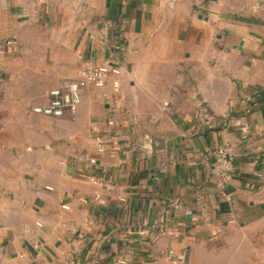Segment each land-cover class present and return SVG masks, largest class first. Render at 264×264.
<instances>
[{
	"label": "crops",
	"instance_id": "obj_1",
	"mask_svg": "<svg viewBox=\"0 0 264 264\" xmlns=\"http://www.w3.org/2000/svg\"><path fill=\"white\" fill-rule=\"evenodd\" d=\"M219 1L0 0V264H264V0H246L260 19L223 31L228 53L245 51L230 65L241 90L209 117L200 53L212 15L240 12ZM119 56L118 92L111 75L74 114L32 111ZM221 142L237 150L232 202L212 173Z\"/></svg>",
	"mask_w": 264,
	"mask_h": 264
},
{
	"label": "built area",
	"instance_id": "obj_2",
	"mask_svg": "<svg viewBox=\"0 0 264 264\" xmlns=\"http://www.w3.org/2000/svg\"><path fill=\"white\" fill-rule=\"evenodd\" d=\"M4 46H13L17 44L16 37H11L4 41ZM122 68V59L115 57L106 65L83 66L77 79H67L63 84L54 86L47 93V102L35 104L32 107L34 113L47 117H62L66 113H76L82 101V90L89 84L96 87H104L109 81L111 75H115L113 79V87L116 92L120 90V74ZM96 147L98 151L107 150V143L103 135L97 134ZM237 150L231 142H221L215 147L212 173L216 178L218 188L224 194L228 202L233 201V195L230 189L234 180V172L236 169ZM95 182H101L96 177L92 178ZM108 189H112V184L102 182ZM168 255L177 260H184L183 253H177L175 249H169ZM118 264H130L129 260L121 259Z\"/></svg>",
	"mask_w": 264,
	"mask_h": 264
},
{
	"label": "rangeland",
	"instance_id": "obj_3",
	"mask_svg": "<svg viewBox=\"0 0 264 264\" xmlns=\"http://www.w3.org/2000/svg\"><path fill=\"white\" fill-rule=\"evenodd\" d=\"M249 1L246 0H231V4L235 5L234 10L240 11L239 14H232L231 12H226L229 10H223L222 14H219L218 12L216 13V15H212L211 18V23L213 24L212 30L209 32V36H207V44H206V50L203 53H200L201 56L205 59L206 61V79H205V98L207 99L206 102L204 104L201 105V110L199 113H203L204 115H208L209 117H213L214 115V111L212 110V104L214 105V107H217L218 109H224L230 106L231 101L234 99V96H227L225 95L226 92H230L229 94H231L233 86L237 89H240V85L238 83H240L238 81L239 77L237 75H235V71L233 70V68L231 69L230 65H237L240 61V59L244 58L245 55V51L242 50L238 53L236 52H230L228 53V51L226 50V47H228L229 43H231L233 40L230 37H224V33L223 31L226 29H231L232 24L238 22L239 24H249L247 23L248 21L246 20V18H249L250 15L252 14H246L247 13V9H249L250 5L248 3ZM213 5H215V7L218 6V3H220L219 0H213ZM219 8V6H218ZM256 13H260V12H256ZM261 14L259 15H254V16H250V17H254L256 19H260L261 18ZM255 29H259V31H261L260 25L259 26H254ZM238 33L240 34L239 30ZM193 55H198V54H191V56ZM244 56V57H243ZM201 65V64H200ZM193 70L198 71V72H203V70L201 69V67H199L197 64L195 65V68H193ZM214 72H219L222 77L226 80H230V85H228L227 87L224 85L225 84V80L219 81L218 85L212 86L213 84V80L210 79V74L214 73ZM210 85L209 87L207 85ZM256 87H252V89L249 90H258ZM241 90V89H240ZM248 90V91H249ZM247 94V92H246ZM202 99V97H200ZM44 99L41 100L44 102ZM33 103V102H31ZM30 103V106H32L33 104ZM206 105V109L204 110V106ZM77 115V114H76ZM71 115V118H75L76 117ZM9 116V115H8ZM0 117L1 119H6V113H0ZM45 120H53L54 118H50V117H44ZM49 126L51 128H53L52 123H49L48 121H46ZM48 124H46V126L43 127V131L44 133L48 132L47 135H49L50 133V128L47 127ZM42 127V126H41ZM52 130V129H51ZM51 141V143L53 142V140H49ZM52 145V144H51Z\"/></svg>",
	"mask_w": 264,
	"mask_h": 264
},
{
	"label": "water",
	"instance_id": "obj_4",
	"mask_svg": "<svg viewBox=\"0 0 264 264\" xmlns=\"http://www.w3.org/2000/svg\"><path fill=\"white\" fill-rule=\"evenodd\" d=\"M253 96L255 97L256 101L259 103H263L264 102V89H260L258 91H256Z\"/></svg>",
	"mask_w": 264,
	"mask_h": 264
}]
</instances>
